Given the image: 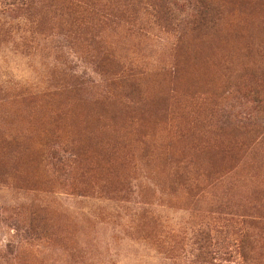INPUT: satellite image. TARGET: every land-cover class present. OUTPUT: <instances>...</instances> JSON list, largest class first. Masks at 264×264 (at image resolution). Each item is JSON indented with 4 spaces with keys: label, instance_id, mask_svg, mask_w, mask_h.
Returning a JSON list of instances; mask_svg holds the SVG:
<instances>
[{
    "label": "rangeland",
    "instance_id": "374dc122",
    "mask_svg": "<svg viewBox=\"0 0 264 264\" xmlns=\"http://www.w3.org/2000/svg\"><path fill=\"white\" fill-rule=\"evenodd\" d=\"M0 264H264V0H0Z\"/></svg>",
    "mask_w": 264,
    "mask_h": 264
}]
</instances>
